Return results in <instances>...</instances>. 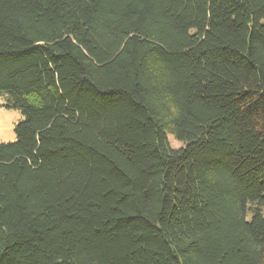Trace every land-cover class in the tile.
<instances>
[{"label": "trees", "instance_id": "obj_1", "mask_svg": "<svg viewBox=\"0 0 264 264\" xmlns=\"http://www.w3.org/2000/svg\"><path fill=\"white\" fill-rule=\"evenodd\" d=\"M0 95V264H264V0H0Z\"/></svg>", "mask_w": 264, "mask_h": 264}, {"label": "rangeland", "instance_id": "obj_2", "mask_svg": "<svg viewBox=\"0 0 264 264\" xmlns=\"http://www.w3.org/2000/svg\"><path fill=\"white\" fill-rule=\"evenodd\" d=\"M4 103V95H0V142H12L16 140V125L23 116L19 110L6 108ZM169 141L173 148L183 146L181 142L172 136H169Z\"/></svg>", "mask_w": 264, "mask_h": 264}]
</instances>
